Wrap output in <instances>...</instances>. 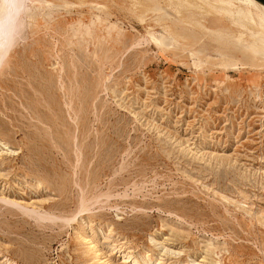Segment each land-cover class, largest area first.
<instances>
[{
	"label": "rangeland",
	"instance_id": "1",
	"mask_svg": "<svg viewBox=\"0 0 264 264\" xmlns=\"http://www.w3.org/2000/svg\"><path fill=\"white\" fill-rule=\"evenodd\" d=\"M174 3L28 0L0 71V264H264V44Z\"/></svg>",
	"mask_w": 264,
	"mask_h": 264
},
{
	"label": "bare ground",
	"instance_id": "2",
	"mask_svg": "<svg viewBox=\"0 0 264 264\" xmlns=\"http://www.w3.org/2000/svg\"><path fill=\"white\" fill-rule=\"evenodd\" d=\"M168 1L171 3L175 2L180 6L184 4L185 7L186 5L188 7L196 6L194 2L195 3L200 2L205 5H211L214 3L216 5H220L224 9V11H226V13L229 14L230 16L234 17L236 21L247 22V24L250 23L254 27H256L257 30H255L254 33L251 34V36L256 37L260 43L264 44V6L255 0H168ZM238 25L241 27L242 24L238 23ZM10 50L11 49L8 50L5 49L2 52H0V71L5 65Z\"/></svg>",
	"mask_w": 264,
	"mask_h": 264
},
{
	"label": "clouds",
	"instance_id": "3",
	"mask_svg": "<svg viewBox=\"0 0 264 264\" xmlns=\"http://www.w3.org/2000/svg\"><path fill=\"white\" fill-rule=\"evenodd\" d=\"M28 12V0H0V52L22 42Z\"/></svg>",
	"mask_w": 264,
	"mask_h": 264
},
{
	"label": "water",
	"instance_id": "4",
	"mask_svg": "<svg viewBox=\"0 0 264 264\" xmlns=\"http://www.w3.org/2000/svg\"><path fill=\"white\" fill-rule=\"evenodd\" d=\"M264 6V0H255Z\"/></svg>",
	"mask_w": 264,
	"mask_h": 264
}]
</instances>
